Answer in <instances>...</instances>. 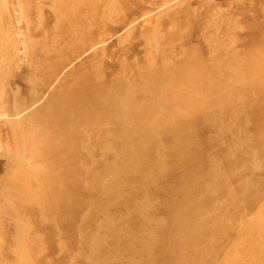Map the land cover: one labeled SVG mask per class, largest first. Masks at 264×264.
Returning <instances> with one entry per match:
<instances>
[{
  "label": "rangeland",
  "instance_id": "374dc122",
  "mask_svg": "<svg viewBox=\"0 0 264 264\" xmlns=\"http://www.w3.org/2000/svg\"><path fill=\"white\" fill-rule=\"evenodd\" d=\"M0 264H264V0H0Z\"/></svg>",
  "mask_w": 264,
  "mask_h": 264
},
{
  "label": "bare ground",
  "instance_id": "6f19581e",
  "mask_svg": "<svg viewBox=\"0 0 264 264\" xmlns=\"http://www.w3.org/2000/svg\"><path fill=\"white\" fill-rule=\"evenodd\" d=\"M43 5H44V3H43ZM65 19V18H64ZM86 78V77H85ZM86 80V79H85ZM5 202V201H4Z\"/></svg>",
  "mask_w": 264,
  "mask_h": 264
}]
</instances>
